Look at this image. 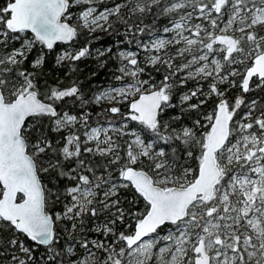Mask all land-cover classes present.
Masks as SVG:
<instances>
[{"label": "snow or ice", "instance_id": "snow-or-ice-1", "mask_svg": "<svg viewBox=\"0 0 264 264\" xmlns=\"http://www.w3.org/2000/svg\"><path fill=\"white\" fill-rule=\"evenodd\" d=\"M0 264H264V0H0Z\"/></svg>", "mask_w": 264, "mask_h": 264}]
</instances>
